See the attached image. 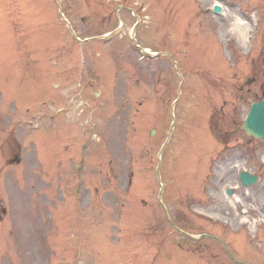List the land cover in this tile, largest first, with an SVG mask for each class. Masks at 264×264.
<instances>
[{
  "label": "rangeland",
  "instance_id": "obj_1",
  "mask_svg": "<svg viewBox=\"0 0 264 264\" xmlns=\"http://www.w3.org/2000/svg\"><path fill=\"white\" fill-rule=\"evenodd\" d=\"M59 1L66 7L65 16L80 38L113 30L119 24L113 13L118 4L122 5L119 13L124 27L110 42L101 40L79 45L57 25L58 35H54L55 24L50 17L53 10L49 11L48 0H0V58L8 47L16 55L11 70L7 69L11 61L0 60V66L5 68H0L3 71L0 88L3 86L5 90L0 93H8L5 103H0V143L7 134L8 139L11 135L18 137L23 147L21 155L29 159L28 169L23 165L7 166L2 176L16 178L22 186L21 176L25 174L30 187L29 191L23 189L29 195L28 201L18 196L21 202L11 199L14 198L11 191L0 187L1 205L7 210L14 209L10 212L12 216L0 222V264H46L49 254L54 264H149L152 260L154 264H188L194 261L171 248L164 258L155 257L154 262L151 246L156 240L165 247L176 244L187 250L205 251L215 260L209 263L205 254L202 256L205 260L200 259L206 264H234L221 246L208 238L194 244L175 233L156 203L157 153L171 120L169 109L177 96L179 77L168 57L140 59L137 51L131 50L129 31L136 18L123 6L139 15L135 30L138 43L151 51H170L184 71V91L175 107L178 125L159 167L166 207L176 222L191 233L205 232L222 235L229 241L234 239L232 249L246 261L248 253L242 243L248 239V229L239 219L244 216L243 208L247 209V216L258 219L261 214L258 207L261 201L264 203V188L251 191L264 187V168H260L261 160L255 158L256 147L263 148L260 141H254L255 148L248 159L244 154L231 157L233 154L224 152V147L227 142L229 147L234 144L232 148L245 150L235 144L246 143L248 137L239 130L235 140L231 129L242 123L250 102L264 95V0H224L225 16H215L210 11L215 0ZM239 7L245 12L249 29L256 26L257 31H250L251 42L242 46L230 29L229 19L233 11V15L238 14ZM101 15L106 16L105 20ZM55 16L57 24H61L59 15ZM246 47L252 48L250 55ZM65 49L74 55L70 57ZM78 51L84 60L80 64L76 61ZM5 57L9 54L5 53ZM231 62L234 63L232 70L226 67ZM24 65L25 72L19 71ZM224 68L222 83H219L217 70L222 72ZM249 77L255 78L254 82L245 89L248 91L239 93L238 88ZM67 87L73 92L66 91ZM22 88L21 93L28 99L19 103L12 92ZM72 98L75 102L72 116L82 122L79 130L75 125H61L71 112L69 100ZM39 103L50 120L59 121V126L45 125V121L38 124L44 112ZM24 106L31 110L24 111ZM7 117L11 122L6 123ZM151 129L156 130L153 137L149 135ZM42 130L49 138L45 139ZM66 140L84 152V169L79 174L82 187L78 218L74 215L80 231L75 239L64 210L52 207V214L62 218L52 219L50 215L46 204L50 202L48 195L55 196L46 192L43 198L40 193L41 184L54 183L61 177L57 155L51 158L48 153L57 152L59 147L61 152L69 151L71 146ZM81 143L82 146L88 143V149H81ZM1 148L0 167L5 156ZM40 152L51 158L43 159L44 165L38 157ZM246 166L258 173L259 181L234 189L238 201L233 204V198L224 195L225 187L234 186L235 172ZM245 191L251 192L249 198L247 194L242 197ZM116 203L121 210L125 208L123 218ZM28 207L30 215L22 217L23 208ZM215 216L224 219L221 222ZM114 218L121 231L113 226ZM12 221L14 227L16 224L13 233L10 232ZM77 224L74 222V228ZM90 229L97 232H87ZM232 230L247 236L233 237L229 234ZM99 233L97 244L95 237ZM43 237L48 240L43 242ZM154 246L157 253L164 250L159 243Z\"/></svg>",
  "mask_w": 264,
  "mask_h": 264
},
{
  "label": "water",
  "instance_id": "obj_2",
  "mask_svg": "<svg viewBox=\"0 0 264 264\" xmlns=\"http://www.w3.org/2000/svg\"><path fill=\"white\" fill-rule=\"evenodd\" d=\"M244 128L256 136H264V103L252 108L247 115Z\"/></svg>",
  "mask_w": 264,
  "mask_h": 264
},
{
  "label": "bare ground",
  "instance_id": "obj_3",
  "mask_svg": "<svg viewBox=\"0 0 264 264\" xmlns=\"http://www.w3.org/2000/svg\"><path fill=\"white\" fill-rule=\"evenodd\" d=\"M231 29L236 33V36L241 44H245L247 41V29L248 26L246 24V20L240 17L239 15H235L233 17V22L230 25ZM245 221H247L246 217H243ZM253 224V221H251Z\"/></svg>",
  "mask_w": 264,
  "mask_h": 264
}]
</instances>
